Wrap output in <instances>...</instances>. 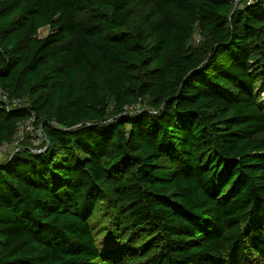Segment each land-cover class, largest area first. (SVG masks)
Returning a JSON list of instances; mask_svg holds the SVG:
<instances>
[{"label": "trees", "instance_id": "obj_1", "mask_svg": "<svg viewBox=\"0 0 264 264\" xmlns=\"http://www.w3.org/2000/svg\"><path fill=\"white\" fill-rule=\"evenodd\" d=\"M263 93L264 0H0V264H264Z\"/></svg>", "mask_w": 264, "mask_h": 264}, {"label": "built area", "instance_id": "obj_2", "mask_svg": "<svg viewBox=\"0 0 264 264\" xmlns=\"http://www.w3.org/2000/svg\"><path fill=\"white\" fill-rule=\"evenodd\" d=\"M249 3L254 2V0H248ZM199 37L197 36V39ZM35 117H31L27 121L20 124L17 134L15 135L13 141L11 143H6L0 146V157L8 154V152H16L21 148V142L26 139L27 135L30 133L33 135L32 142L35 145H39L43 140V132L41 130L35 129L34 125Z\"/></svg>", "mask_w": 264, "mask_h": 264}, {"label": "rangeland", "instance_id": "obj_3", "mask_svg": "<svg viewBox=\"0 0 264 264\" xmlns=\"http://www.w3.org/2000/svg\"><path fill=\"white\" fill-rule=\"evenodd\" d=\"M49 29L48 28H44L41 30V35H46L48 33ZM262 98H264V93L262 94ZM43 151L44 149H39L38 152ZM98 217H100V212L98 213Z\"/></svg>", "mask_w": 264, "mask_h": 264}, {"label": "water", "instance_id": "obj_4", "mask_svg": "<svg viewBox=\"0 0 264 264\" xmlns=\"http://www.w3.org/2000/svg\"><path fill=\"white\" fill-rule=\"evenodd\" d=\"M49 147V144L47 145L46 149Z\"/></svg>", "mask_w": 264, "mask_h": 264}]
</instances>
